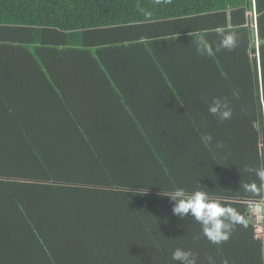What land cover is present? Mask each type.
Returning <instances> with one entry per match:
<instances>
[{
    "label": "trees",
    "instance_id": "1",
    "mask_svg": "<svg viewBox=\"0 0 264 264\" xmlns=\"http://www.w3.org/2000/svg\"><path fill=\"white\" fill-rule=\"evenodd\" d=\"M156 22L178 31L179 70L160 92L181 120L133 122L62 150L49 141L66 131L53 117L32 122L29 108L0 123V264H176L177 248L197 264H264L247 210L264 197V0H0V44L31 68L54 46L80 51L93 33ZM228 33L230 50L220 45ZM213 99L231 119L208 112ZM177 188L208 192L246 223L209 242L194 219L173 215L166 196Z\"/></svg>",
    "mask_w": 264,
    "mask_h": 264
},
{
    "label": "crops",
    "instance_id": "2",
    "mask_svg": "<svg viewBox=\"0 0 264 264\" xmlns=\"http://www.w3.org/2000/svg\"><path fill=\"white\" fill-rule=\"evenodd\" d=\"M174 30L156 22L93 33L83 40L87 46H74L80 51L61 52V46L45 50L43 69L15 60L0 44V123L11 114L29 117V108L32 122L53 117L66 131L55 132L49 141H64L62 150L75 139L84 149L89 140L130 131L133 122L152 127L181 120L160 92L166 77L175 78L179 70L180 41ZM74 124L76 130L70 132ZM27 137L32 138V131Z\"/></svg>",
    "mask_w": 264,
    "mask_h": 264
},
{
    "label": "clouds",
    "instance_id": "3",
    "mask_svg": "<svg viewBox=\"0 0 264 264\" xmlns=\"http://www.w3.org/2000/svg\"><path fill=\"white\" fill-rule=\"evenodd\" d=\"M236 43V36L228 33L222 36L220 45L226 49H232ZM202 52V49H198ZM208 112L221 121L232 118L233 112L229 105L220 100L213 99L208 105ZM211 137H204L203 140L211 142ZM217 148H223V144H217ZM248 171H253L248 169ZM256 175L264 179V169H256ZM254 188V186H253ZM173 202L172 213L174 216L184 219L191 217L201 226V234L211 243L220 244L226 242L236 225L246 223L245 218L237 209L226 206L216 199H210L208 192L193 190L191 192L182 188L171 191L166 196ZM172 261L178 264H197L196 254L180 248L175 249L171 254ZM208 264H215L212 257H208Z\"/></svg>",
    "mask_w": 264,
    "mask_h": 264
},
{
    "label": "built area",
    "instance_id": "4",
    "mask_svg": "<svg viewBox=\"0 0 264 264\" xmlns=\"http://www.w3.org/2000/svg\"><path fill=\"white\" fill-rule=\"evenodd\" d=\"M248 218L250 219L255 239L262 243L264 250V197L259 201L247 203Z\"/></svg>",
    "mask_w": 264,
    "mask_h": 264
},
{
    "label": "rangeland",
    "instance_id": "5",
    "mask_svg": "<svg viewBox=\"0 0 264 264\" xmlns=\"http://www.w3.org/2000/svg\"><path fill=\"white\" fill-rule=\"evenodd\" d=\"M250 220V219H249ZM251 222V221H250ZM252 224V223H251Z\"/></svg>",
    "mask_w": 264,
    "mask_h": 264
}]
</instances>
